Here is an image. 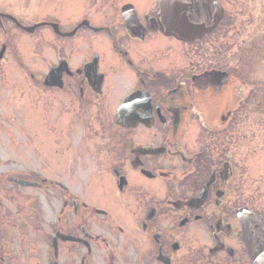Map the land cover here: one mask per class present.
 <instances>
[{
    "label": "flooded vegetation",
    "instance_id": "1",
    "mask_svg": "<svg viewBox=\"0 0 264 264\" xmlns=\"http://www.w3.org/2000/svg\"><path fill=\"white\" fill-rule=\"evenodd\" d=\"M39 11L33 31L0 12V63L9 27L36 37L46 61L17 89L29 130L0 134V264H252L237 212L254 210L253 164L238 152L257 139L231 131L241 105L224 91L255 87L222 70L224 20L181 42L160 32L158 0H43ZM254 43L238 64L264 58ZM14 91L0 83L7 122Z\"/></svg>",
    "mask_w": 264,
    "mask_h": 264
},
{
    "label": "rangeland",
    "instance_id": "2",
    "mask_svg": "<svg viewBox=\"0 0 264 264\" xmlns=\"http://www.w3.org/2000/svg\"><path fill=\"white\" fill-rule=\"evenodd\" d=\"M43 0H29V10H17L16 7L23 3V0H0V12L7 13L16 19L25 27H31L34 23L41 21L40 6ZM56 0H50V3H55ZM224 10L225 18L220 31L216 34L219 40L216 43H224L226 45L223 49L222 57L220 59L222 70H228L231 67H237V79L238 81H246L247 84H254V89L247 90L239 83V86L230 84L229 92L225 90L226 94L232 93V105L239 104L240 109L234 127L231 131H245L253 132L256 136L254 140V146L249 153L242 154L238 152V160L245 158V165L249 167L253 164L251 170V177L254 190V210L264 214V58L258 56L257 62L253 61V65L240 63L238 64L239 53L247 52V47L254 41V55H258L259 52L264 50V0H220ZM67 9V8H66ZM62 18L65 19L68 12L62 11ZM62 28L68 30L74 25L72 21H62ZM10 33L13 34L12 40L9 42L7 50V56L5 60L0 63V83L9 82L13 84L15 89L13 97V122H7L5 117L9 116L7 108L0 100V134L5 130H12L14 136H18L17 132H21L25 129L24 125L19 121L16 115L21 114L23 101V95L17 94V89H23L28 83L34 82L38 79L45 62L42 59V50L35 45V38L32 36H24L20 34L14 27H9ZM46 33V31H45ZM41 32L37 31L35 35H40ZM217 40V38L215 39ZM229 40L236 43V47L233 44H229ZM246 42V43H245ZM4 43L0 36V45ZM166 45H164L165 47ZM77 47L80 50V42H77ZM183 48H175V52H180ZM48 51V50H46ZM46 60L52 56L53 52L46 53ZM237 52V53H236ZM245 52V54H246ZM237 60L235 61V59ZM255 58V57H254ZM218 59V60H219ZM178 58L174 61L173 74L176 76L179 72L183 71L184 63ZM214 61V59L212 58ZM229 62H228V61ZM230 60L233 62L230 64ZM226 61V62H225ZM44 62V63H43ZM216 64V62H215ZM245 66L247 70L241 72L242 66ZM232 69V68H231ZM33 72L35 79L32 80L30 75ZM177 82V81H176ZM233 84V83H232ZM8 114V115H7ZM11 115V116H12ZM31 129V128H30ZM3 143V144H2ZM15 158V154H13ZM9 159V155L6 152L5 142L0 135V174L4 173L8 168L5 167L6 162ZM242 160V159H241ZM243 161V160H242ZM240 162V161H239ZM241 163V162H240Z\"/></svg>",
    "mask_w": 264,
    "mask_h": 264
},
{
    "label": "water",
    "instance_id": "3",
    "mask_svg": "<svg viewBox=\"0 0 264 264\" xmlns=\"http://www.w3.org/2000/svg\"><path fill=\"white\" fill-rule=\"evenodd\" d=\"M158 3L161 33L182 41H193L209 33L223 18L217 0H158ZM238 218L241 238L252 263L264 264V216L241 209Z\"/></svg>",
    "mask_w": 264,
    "mask_h": 264
}]
</instances>
